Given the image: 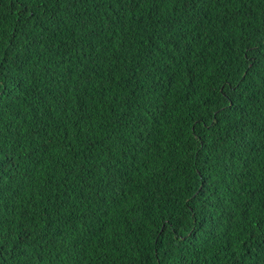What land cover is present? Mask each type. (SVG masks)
<instances>
[{
  "label": "trees",
  "instance_id": "trees-1",
  "mask_svg": "<svg viewBox=\"0 0 264 264\" xmlns=\"http://www.w3.org/2000/svg\"><path fill=\"white\" fill-rule=\"evenodd\" d=\"M260 67L264 0H0V264H264Z\"/></svg>",
  "mask_w": 264,
  "mask_h": 264
},
{
  "label": "snow or ice",
  "instance_id": "snow-or-ice-1",
  "mask_svg": "<svg viewBox=\"0 0 264 264\" xmlns=\"http://www.w3.org/2000/svg\"><path fill=\"white\" fill-rule=\"evenodd\" d=\"M153 7H155V4H153ZM257 65L255 63H253L252 68H256ZM251 71V70H250ZM260 72H261V76L262 79H264V67H260ZM7 87L6 83L0 79V96H3L5 94L4 89ZM0 126H2V124H0ZM5 155V153L0 150V157H3Z\"/></svg>",
  "mask_w": 264,
  "mask_h": 264
}]
</instances>
